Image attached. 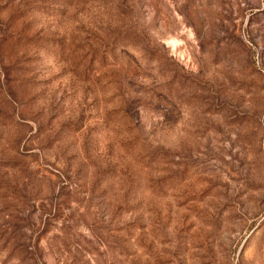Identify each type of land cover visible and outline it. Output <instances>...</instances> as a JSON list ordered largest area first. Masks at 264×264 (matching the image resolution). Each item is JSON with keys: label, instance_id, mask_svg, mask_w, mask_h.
<instances>
[{"label": "rangeland", "instance_id": "1", "mask_svg": "<svg viewBox=\"0 0 264 264\" xmlns=\"http://www.w3.org/2000/svg\"><path fill=\"white\" fill-rule=\"evenodd\" d=\"M0 264H264V0H0Z\"/></svg>", "mask_w": 264, "mask_h": 264}]
</instances>
